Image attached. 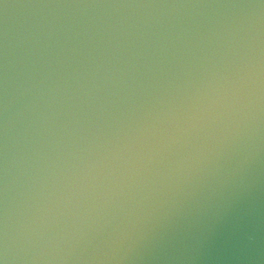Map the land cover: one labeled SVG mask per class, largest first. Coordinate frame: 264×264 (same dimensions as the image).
<instances>
[{
    "label": "water",
    "instance_id": "water-1",
    "mask_svg": "<svg viewBox=\"0 0 264 264\" xmlns=\"http://www.w3.org/2000/svg\"><path fill=\"white\" fill-rule=\"evenodd\" d=\"M0 77L117 89L264 83V0H0Z\"/></svg>",
    "mask_w": 264,
    "mask_h": 264
}]
</instances>
